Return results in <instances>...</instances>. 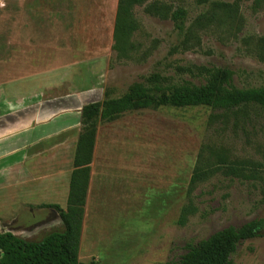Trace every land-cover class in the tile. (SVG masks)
<instances>
[{"label":"rangeland","instance_id":"374dc122","mask_svg":"<svg viewBox=\"0 0 264 264\" xmlns=\"http://www.w3.org/2000/svg\"><path fill=\"white\" fill-rule=\"evenodd\" d=\"M118 1L0 0V117L8 97L17 96L18 84L28 79H35L38 98L45 102L71 93H87L91 103L102 101L105 92L118 98L155 72L177 84H205L206 76L195 68L227 69L233 73L231 84L239 89L264 86V0H152L136 7L140 30L133 42L140 47L130 59L119 58L113 50ZM153 1L172 12H187L183 37L171 20L147 13ZM65 12L76 14L79 24L101 29L69 36L73 47L89 48L85 64L53 63L62 34L51 25H58ZM35 26L50 28L42 31ZM85 36L99 41L82 43ZM48 80L50 88L44 85ZM60 81L65 83L55 87ZM58 117L46 132L51 139L44 134L26 151L40 153L35 159L17 162L13 160L17 155L0 162V167L17 164L31 172L21 198L16 192L0 193V232L9 225L31 243L64 231L58 213L40 206L66 209L71 162L82 127L74 114ZM42 124L44 131L46 123ZM7 126L10 122L0 118V153L18 149L6 145L1 150ZM12 146L16 148L11 150ZM222 156L225 166L238 172L222 167L199 183L189 198L198 162L222 165L218 161ZM91 169L97 186L90 195L97 199L102 193V209L90 204L79 261L180 264L188 245L229 227L264 220V111L248 108L243 114H231L197 107L124 115L99 127ZM252 169L258 171L255 177ZM190 200L195 212L181 226L182 209ZM16 212L17 221L10 225ZM231 261L264 264V227L258 237L239 244Z\"/></svg>","mask_w":264,"mask_h":264},{"label":"trees","instance_id":"16d2710c","mask_svg":"<svg viewBox=\"0 0 264 264\" xmlns=\"http://www.w3.org/2000/svg\"><path fill=\"white\" fill-rule=\"evenodd\" d=\"M152 0H119L113 50L121 59H130L140 45L133 42L140 30L134 10ZM147 13L173 22L177 35L184 36L187 12L183 9L172 12L157 1L146 8ZM189 73L193 70L184 69ZM199 75H205L203 85L177 84L159 72L144 77L132 84L125 94L118 98L105 92L101 102L86 105L81 112V133L74 155V170L70 177L66 209L58 205H43L55 210L64 227L62 233H53L42 242L31 243L0 232V264H84L79 261L81 239L85 218V207L90 186L91 165L98 129L101 125L117 121L127 114L162 108L211 109L213 112L243 114L248 108L264 111V86L239 89L231 84L233 73L227 69L195 68ZM201 157V156H200ZM222 165L211 166L199 161L190 180L188 197L199 183L209 180L222 171H237L225 166V158L219 157ZM238 172V171H237ZM258 173L252 169V177ZM195 212L190 204L182 209L179 224L185 225L188 216ZM264 227V220L253 221L240 228L229 227L211 235L196 245H188L180 264H233L231 257L240 243L258 237ZM87 264H98L95 260Z\"/></svg>","mask_w":264,"mask_h":264},{"label":"crops","instance_id":"0c3cea01","mask_svg":"<svg viewBox=\"0 0 264 264\" xmlns=\"http://www.w3.org/2000/svg\"><path fill=\"white\" fill-rule=\"evenodd\" d=\"M74 18V21L72 20ZM58 25H51L55 28V32L61 33L60 37V45L57 47V60L53 63L55 64H63V65H72V64H85L88 60H84V58L87 57L89 59L90 50L86 46H78L73 47L71 43V38L69 36L73 33H98L97 31H100V27L97 25H91V24H79L77 20L76 14H71L69 12H65L60 14V19L58 21ZM39 30L45 31L47 28L50 27H39L35 26ZM35 29V28H34ZM106 27L104 26V21L102 20V32H105ZM114 36V35H113ZM89 40L99 41L98 38H86L83 37L80 39L82 43L89 42ZM103 41V40H102ZM80 44V43H79ZM112 44V43H111ZM72 45V47L70 46ZM66 72H64L65 74ZM50 80L45 81L44 85H48V87H51ZM65 82L61 81L57 84H55V87H60ZM18 91L19 94L17 96L8 97L7 104L8 106H5L3 109L5 111L4 115L1 116V119H4L5 121L10 122V127L7 126L2 136V143L3 149L4 146H8L10 148V145H18V149L15 150V152H10V150L7 153H0V162H5L6 160H12L15 156L20 155L18 159L14 158V161H19L21 158L24 160L26 158L29 159H35L39 154L33 152L31 154H27L26 151L32 149L34 146L38 145L44 138L43 135L46 134V132L50 131L49 129L53 128L52 125L54 123L55 117L58 118H66V114H74L76 118H79L81 123V112L82 109L90 104V97L87 93L82 94H67L66 96H62L59 98H55L54 101H40L39 96L37 95V91L40 90V88L37 85V82L35 79L31 80L28 79L27 82L19 83L18 84ZM16 95V94H14ZM90 102V103H89ZM96 102V101H95ZM99 102V101H98ZM101 102V101H100ZM94 103V102H92ZM55 114V115H54ZM57 114V115H56ZM61 115V116H60ZM42 123H46L45 130L43 131L41 127H43ZM52 135L46 134L45 139H51ZM25 140H28V142H25ZM15 146L11 147V150L16 148ZM73 158L71 162V172L69 174V184H70V177L74 170L73 167ZM16 162V163H17ZM10 163V162H9ZM92 166V165H91ZM25 169L18 168L17 164L12 165H3L0 167V193L3 195L7 194H13V192H16L19 194V198H21V194H25L24 188L26 187V176H31V172L24 171ZM92 172V169H91ZM93 173V174H92ZM91 173L90 178V186L86 201V207H85V218H84V225H83V233L85 231V220L87 219L89 207L90 204H93L96 209H102V193H99L100 195L97 197V199H93L91 197V192L93 190V187L97 186V183H94V172ZM25 178V179H24ZM69 186V185H68ZM100 186L102 187V183L100 182ZM12 190V192H10ZM37 190V188H34V191ZM26 199V197L22 196ZM68 198V196H67ZM66 198V199H67ZM67 205V200H66ZM41 205L40 207H42ZM59 206V205H58ZM17 215L18 212L14 213V215L10 216V225L13 224V222L17 221ZM102 216V215H101ZM100 218V216H99ZM3 233H12L14 236L23 239L22 235L19 233V231H15L10 229L9 225L5 226V229L2 230ZM82 233V236H83ZM95 235V234H94ZM91 239V238H90Z\"/></svg>","mask_w":264,"mask_h":264}]
</instances>
